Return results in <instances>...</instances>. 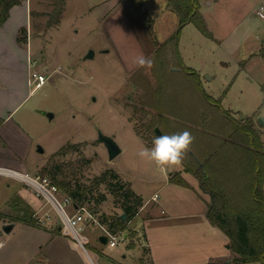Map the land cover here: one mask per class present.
I'll list each match as a JSON object with an SVG mask.
<instances>
[{
    "label": "rangeland",
    "instance_id": "rangeland-1",
    "mask_svg": "<svg viewBox=\"0 0 264 264\" xmlns=\"http://www.w3.org/2000/svg\"><path fill=\"white\" fill-rule=\"evenodd\" d=\"M263 1L200 0L213 37L188 22L181 28L178 48L179 63L200 73L204 91L236 118L248 119L264 143V19L256 13ZM18 6L29 12L25 32L18 34L23 41H18L29 48L32 62L36 61L30 72H42L48 79L40 87L30 79L22 95L27 97L10 116L11 121L1 125L0 146L8 157H21L26 166L23 171L33 176L45 175L44 167L60 164L67 180L87 185L107 169L118 172L120 179L114 181L131 184L147 201L129 222L126 231L131 239L114 246L100 242L104 230L99 226L87 227L84 233L96 264H137L142 214L168 213L176 207L174 201L183 190L160 187L166 173L184 174V165L161 169L141 158L139 151L151 148L157 136L177 133V122L191 132L203 123L206 128V118L211 115L225 121L216 106L202 97L194 77L183 70L171 49L157 51L179 27L178 15L167 0H65L58 24L50 25L54 0H22ZM90 49L94 57L85 58ZM141 54L154 61L150 70L136 66ZM158 87L160 94L155 96ZM48 112L54 116L50 118ZM158 114L171 121L159 122L161 134L154 131ZM98 127L114 135L122 147L112 160L105 145L96 141ZM219 128L218 124L216 130ZM66 145H75V149L56 155ZM10 161L0 154L1 165ZM185 175L203 194L196 185L198 179ZM19 191L35 195L21 180L0 174V264H92L62 231L55 208L45 198L36 197L44 209L38 212L34 208L28 217L26 203H13ZM155 192L156 201L152 199ZM103 194L105 200L98 203ZM91 197L88 204L100 214L108 217L123 212L105 185L97 187ZM5 224H14L10 233L4 232ZM131 240L133 247L127 246Z\"/></svg>",
    "mask_w": 264,
    "mask_h": 264
},
{
    "label": "trees",
    "instance_id": "trees-1",
    "mask_svg": "<svg viewBox=\"0 0 264 264\" xmlns=\"http://www.w3.org/2000/svg\"><path fill=\"white\" fill-rule=\"evenodd\" d=\"M21 1L0 0V24L8 18L10 8ZM64 3L65 0H54V9L48 22L50 25L58 24ZM167 3L168 7L177 13L179 27L159 45L157 51L169 47L179 63L182 62L178 48L180 31L185 24L194 22L206 36L213 35L201 13L200 0H167ZM21 30L25 32L24 27ZM18 40L23 41L20 38ZM179 64L185 72L192 74L202 97L215 105L225 119L220 122L211 115L206 118V128L202 122V127L196 125V129L191 131L194 137L193 144L198 148L192 147L184 159L185 171L192 173L199 180L201 188L211 195L207 216L229 237L228 247L235 253L234 261L264 264V143L261 135L248 119L236 118L222 107L219 100L206 93L197 71L183 66V63ZM158 94L159 87L155 90V96ZM157 116L154 127L168 119L161 114ZM168 121L171 122L169 119ZM215 124L217 127L218 124L220 126L218 131ZM177 126V133L190 131L182 122H177ZM74 147L75 145L62 146L56 155L74 150ZM42 171L45 175H50L63 192L78 204H88L92 201L91 194L95 189L105 185L114 195V203L127 215L126 221L121 220L119 215L108 217L102 215L104 222L110 220L109 226L113 231L127 230L128 223L144 204L143 197L134 191L130 184L114 181L119 180L120 176L112 169L105 170L87 185L67 180L63 176L64 167L60 164H55L51 168L44 167ZM61 174L63 177H60ZM169 179L172 183L188 185L180 172L171 173ZM105 198L103 194L96 201L99 203ZM16 202L18 201L15 200L14 205H17ZM26 209L29 217L33 210L31 206H27Z\"/></svg>",
    "mask_w": 264,
    "mask_h": 264
},
{
    "label": "crops",
    "instance_id": "crops-1",
    "mask_svg": "<svg viewBox=\"0 0 264 264\" xmlns=\"http://www.w3.org/2000/svg\"><path fill=\"white\" fill-rule=\"evenodd\" d=\"M18 5L10 8L8 18L3 25L0 24V128L1 125L11 121L10 116L28 95L22 97L25 87L29 85L32 59L29 48L27 50L18 41V34L23 27L27 26L29 12L27 7ZM15 16L21 17L18 19L22 20L18 21ZM20 90L23 91L21 95ZM0 154H3L7 161L11 160L5 165L0 163V166L19 171H23V167H26L21 157L17 155L8 157L1 146ZM183 170L184 174L174 170L166 173L160 187L162 189L171 185L178 190H183L182 196L174 201L176 207L168 213L149 211L141 216L140 232L137 230L142 249L137 264H260L259 262L237 263L234 261L235 253L228 247L229 237L207 216L208 205L212 200L211 195L201 186L203 194L197 192L195 184L185 175L190 172L185 171V168ZM175 172H180L188 185L172 183L169 177ZM198 184L200 185L199 180L196 182V185ZM21 192L22 194L19 191L13 197V203L17 200L16 204L26 203V207L31 206L32 210L39 209L41 202L36 195ZM157 192L152 195V199L155 194H158ZM146 203L147 201L140 207L138 213L143 211ZM134 245L132 240L127 243L129 247Z\"/></svg>",
    "mask_w": 264,
    "mask_h": 264
},
{
    "label": "built area",
    "instance_id": "built-area-1",
    "mask_svg": "<svg viewBox=\"0 0 264 264\" xmlns=\"http://www.w3.org/2000/svg\"><path fill=\"white\" fill-rule=\"evenodd\" d=\"M257 15L264 19V1L259 5L256 10ZM36 61L31 60V66H35ZM30 79L33 84L37 87L42 86V84L48 79V75L39 71H31ZM0 174H5L12 176L18 180H21L28 186H30L35 195L44 201L46 204H51L55 210L58 212L61 218V229L72 239L73 245L77 249H82V251L88 256L92 264H96L94 259L91 257L87 244L89 243V237L84 233L87 227H101L104 233L108 236V243L111 245H118L122 242H126L130 239V236L126 230H111L109 224L104 222L102 215L92 208L88 204H78L75 202L71 196L65 194L63 190L50 178L49 176L36 174L35 176L30 175L28 172L10 169L7 167L0 166ZM158 194L153 196V199H157ZM70 207V208H69ZM44 206L38 209V212L42 211ZM46 213V212H45ZM45 216V215H44ZM46 217L50 218L51 215L47 212ZM100 234V235H101ZM99 235V236H100ZM3 246V240L0 239V249Z\"/></svg>",
    "mask_w": 264,
    "mask_h": 264
},
{
    "label": "clouds",
    "instance_id": "clouds-1",
    "mask_svg": "<svg viewBox=\"0 0 264 264\" xmlns=\"http://www.w3.org/2000/svg\"><path fill=\"white\" fill-rule=\"evenodd\" d=\"M135 64L138 68L150 70L154 61L141 54L136 58ZM193 142L194 137L187 130L172 135H160L155 137L151 148L143 147L138 155L154 162L161 169L177 168L183 165Z\"/></svg>",
    "mask_w": 264,
    "mask_h": 264
},
{
    "label": "water",
    "instance_id": "water-1",
    "mask_svg": "<svg viewBox=\"0 0 264 264\" xmlns=\"http://www.w3.org/2000/svg\"><path fill=\"white\" fill-rule=\"evenodd\" d=\"M262 42H264V37L262 39ZM94 50L90 49L89 52L85 55V58H93L94 57ZM95 99V98H94ZM50 118H52L54 116V114L52 112H48L47 114ZM156 132L157 134H161V131L159 129V127H156ZM97 142L103 143L106 147L107 153H108V158L110 160L114 159L115 157H117L121 152H122V147L120 146V144L117 142L116 138L114 135H110L107 134L105 132L102 131V129H100L99 127L97 128V138H96ZM38 150L40 152H44L43 148L41 146L38 147ZM121 220L126 221L127 220V215L122 212L121 214H119L118 216ZM14 228V224H5L3 225V230L6 233H10L12 231V229ZM99 240L102 243H108V236L105 234H101L99 236Z\"/></svg>",
    "mask_w": 264,
    "mask_h": 264
}]
</instances>
